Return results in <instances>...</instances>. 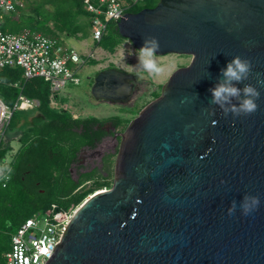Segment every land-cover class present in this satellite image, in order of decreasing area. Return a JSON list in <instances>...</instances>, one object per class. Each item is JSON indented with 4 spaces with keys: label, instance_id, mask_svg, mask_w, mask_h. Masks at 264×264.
<instances>
[{
    "label": "water",
    "instance_id": "1",
    "mask_svg": "<svg viewBox=\"0 0 264 264\" xmlns=\"http://www.w3.org/2000/svg\"><path fill=\"white\" fill-rule=\"evenodd\" d=\"M116 27L137 51L155 36L157 56L191 61L119 134L111 187L80 204L44 264H264V0H157ZM233 56L253 65L244 83L261 95L251 115L225 117L209 104ZM111 71L124 79L123 98L97 86ZM128 80L105 70L89 94L124 100ZM245 194L261 201L249 216L239 208Z\"/></svg>",
    "mask_w": 264,
    "mask_h": 264
},
{
    "label": "trees",
    "instance_id": "2",
    "mask_svg": "<svg viewBox=\"0 0 264 264\" xmlns=\"http://www.w3.org/2000/svg\"><path fill=\"white\" fill-rule=\"evenodd\" d=\"M154 1L145 0L143 4L131 8L128 12L136 13L144 8H153ZM36 2L39 15L43 16L44 21L50 20L55 31L69 36L86 35L90 16L84 9V0H36ZM42 4L55 6L54 13L42 10ZM15 12L4 15L2 23L4 31L37 32L35 27L38 25L40 33L50 37L52 30L43 28L41 23H34L33 17L27 19L21 16L16 20ZM30 22L32 26L28 28ZM123 40L125 39L119 35L116 24L109 22L105 34L96 44L104 49L113 50ZM16 82L19 83V88L12 86ZM19 94L39 102L37 114L42 120L34 121L31 127L27 129L24 127L23 131L20 129L21 120L14 118L12 114L6 129L16 135L20 133L19 149L8 164L9 181L5 187L0 183V191L6 192L7 200L13 203L14 216L10 223L16 229L34 213H42L52 205H55L57 211H65L69 205H79L85 196L109 184L105 177H94L96 168L89 172H78L75 178L70 171L72 164L78 161L81 149L94 148L107 135L100 127L95 129L100 122L95 119L74 118L68 111H56L49 107V86L43 79L32 78L24 81L19 68L0 69V97L7 104H13ZM119 124L115 122L114 125L118 127ZM2 145L0 164L7 162V148ZM102 169H107L106 162ZM87 181L91 182L88 189L83 186Z\"/></svg>",
    "mask_w": 264,
    "mask_h": 264
},
{
    "label": "rangeland",
    "instance_id": "3",
    "mask_svg": "<svg viewBox=\"0 0 264 264\" xmlns=\"http://www.w3.org/2000/svg\"><path fill=\"white\" fill-rule=\"evenodd\" d=\"M154 3L156 4L157 0ZM36 5L38 6L36 0H19L14 18L18 20L21 16L27 19L33 17L34 23H41L43 28L52 30L49 38H55L65 46L74 48L84 59H82L84 61L83 65L76 72V76L80 79L79 83L66 82L60 91V96L54 99L52 105L49 104V107L56 111H68L74 118L95 119L98 122H119L117 130L122 134L130 121L136 118L147 104L160 96L169 76L178 68L187 66L191 61V57L185 55L169 54L162 57L157 56L156 62L159 66V71L154 75L149 74L141 69L137 59L139 51L135 50L128 40H123L113 50H107L91 40L89 28H86L85 36L82 34L69 36L66 33L55 31L52 22L48 19L44 21L43 16L39 15ZM41 8L50 12L55 11V6L52 5L42 4ZM27 26L31 28L32 23L30 22V25ZM35 28H37L38 33L41 32L38 29V25ZM105 70H115L129 78L128 81L132 85V91L130 96L127 97L128 99L125 98L124 101H96L89 98H92V96H89V90L93 84V79L98 73ZM9 105L12 108L13 104ZM25 108L27 106L22 107L20 110ZM36 113L37 110L27 112L14 111L13 115L14 118L21 120L22 125L23 123L26 124L20 125V129L24 131L25 128L31 127L34 121L39 122L42 120L40 115ZM13 133L5 131L7 137L2 143V146L7 148L6 161L8 164L20 146L18 141L20 133L17 135ZM118 138L115 141L105 136L94 148L89 149V151L86 149V156L80 163L83 166H78L77 161L72 164L70 168L72 176L75 178L78 172H89L96 168L97 172L94 177H105L109 183L107 186L102 187L101 190L109 189L113 182V168L120 141V137ZM78 156H80L79 153ZM102 157L107 158V169H102ZM83 186L88 189L91 186V182L87 181ZM90 195L85 196L82 202ZM7 198V193L0 191V264H5V253L10 248V236L16 229L10 223V219L14 216L13 203ZM80 204L69 205L67 211L76 210Z\"/></svg>",
    "mask_w": 264,
    "mask_h": 264
},
{
    "label": "built area",
    "instance_id": "4",
    "mask_svg": "<svg viewBox=\"0 0 264 264\" xmlns=\"http://www.w3.org/2000/svg\"><path fill=\"white\" fill-rule=\"evenodd\" d=\"M19 0H0V69L19 68L24 81L41 78L49 86V104L60 96L66 82L78 84L76 72L84 59L72 47L41 33L21 31L11 33L2 29L4 15L15 12ZM145 0H84V9L90 16V37L96 43L107 30L109 22L117 23L124 13ZM83 59V60H82ZM19 88V83L12 84ZM22 105L27 110L39 102L19 94L12 108L0 97V143L14 111ZM8 163L0 164V183L9 181ZM75 210L57 211L55 205L42 213H34L10 236V248L5 253V264H44L59 243Z\"/></svg>",
    "mask_w": 264,
    "mask_h": 264
},
{
    "label": "clouds",
    "instance_id": "5",
    "mask_svg": "<svg viewBox=\"0 0 264 264\" xmlns=\"http://www.w3.org/2000/svg\"><path fill=\"white\" fill-rule=\"evenodd\" d=\"M159 49L160 43L155 36L144 37L143 45L137 55L138 64L143 71L153 75L158 73L159 66L156 62V53ZM252 67L253 65L248 58L233 56L227 62L226 67L220 70V78L214 87L209 89L211 93L209 104L218 106L225 117L229 114L234 117L247 116L257 111L259 106L256 101L260 98V91L252 84L244 83L249 79ZM239 84H243V87H237ZM257 84L264 85V81L257 80ZM221 183L224 182L221 181ZM260 203L258 195L245 194L239 204L241 214L243 216L253 214L259 209ZM236 209L237 202L233 199L227 209V214L229 216L234 215Z\"/></svg>",
    "mask_w": 264,
    "mask_h": 264
},
{
    "label": "flooded vegetation",
    "instance_id": "6",
    "mask_svg": "<svg viewBox=\"0 0 264 264\" xmlns=\"http://www.w3.org/2000/svg\"><path fill=\"white\" fill-rule=\"evenodd\" d=\"M105 73L110 75L109 76L110 77L109 80L106 81L104 85L97 84L98 87H101V91L103 92V94L105 96H107V97H114V98H116V97L117 98L125 97L126 96V89L124 91V88H123L124 79H123V77L121 75H119L118 73H115L113 71L105 72ZM89 98L91 100H94L91 97H89ZM102 101H104V100H102ZM120 101H124V100H120ZM114 124H115L114 121L100 122V124L95 126V129H97V127H100L103 131H105L107 133L106 137H109V138H111V140H115L116 141V140L119 139L118 137H119V134H121V133H119V131L117 130V127ZM102 140H103V138H102ZM86 149H88V151H89V148H83L79 152L80 156H78V158H77L78 159L77 164L80 167L83 166L80 163H81L82 159L86 156V154H85V151H87ZM106 160H107V158H103L102 157V162H101L102 163V168H103V164H104V162H106Z\"/></svg>",
    "mask_w": 264,
    "mask_h": 264
},
{
    "label": "bare ground",
    "instance_id": "7",
    "mask_svg": "<svg viewBox=\"0 0 264 264\" xmlns=\"http://www.w3.org/2000/svg\"><path fill=\"white\" fill-rule=\"evenodd\" d=\"M110 75H108L107 73H102L99 77H98V79H97V84H99V85H104L105 84V82L106 81H108L109 80V77ZM101 88V87H100ZM22 106H26V105H22ZM22 108V107H21ZM20 108V109H21ZM28 108V107H27ZM99 191H101V190H99ZM97 192V191H96ZM95 193V192H94ZM93 194V193H92ZM91 196V195H90Z\"/></svg>",
    "mask_w": 264,
    "mask_h": 264
},
{
    "label": "crops",
    "instance_id": "8",
    "mask_svg": "<svg viewBox=\"0 0 264 264\" xmlns=\"http://www.w3.org/2000/svg\"><path fill=\"white\" fill-rule=\"evenodd\" d=\"M13 23H15V22H13ZM22 107L24 108V106H22ZM37 108H38V107H36V108H34V109H32V110H37ZM21 109H22V108H21ZM25 109H27V108H25ZM25 109H23V110H20V109H19V111H20V112H27V111H30V110L24 111ZM36 114H37V113H36ZM36 114H35V115H36ZM6 137H7V136L5 135L4 139H6ZM4 139H3L2 142L0 143V146H1L2 143L5 141ZM18 141H19V139H18Z\"/></svg>",
    "mask_w": 264,
    "mask_h": 264
}]
</instances>
